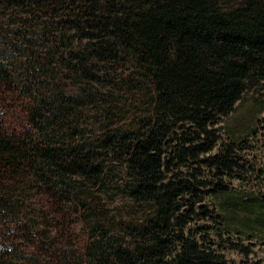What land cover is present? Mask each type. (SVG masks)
Instances as JSON below:
<instances>
[{"label":"trees","instance_id":"16d2710c","mask_svg":"<svg viewBox=\"0 0 264 264\" xmlns=\"http://www.w3.org/2000/svg\"><path fill=\"white\" fill-rule=\"evenodd\" d=\"M114 70L125 86L111 80ZM12 87H24L40 134H11L0 122V264L39 261L22 251L40 244L20 179L40 181L46 193L95 187L116 163L127 169L130 198L153 204L155 215L129 230L130 246L101 247L90 260L230 264L191 226L215 219L204 204L211 198L227 231L264 237V194L243 198L226 184L264 186V170L244 155L257 128L218 149L222 121L249 90H264V0H0V90ZM125 87L152 97L136 129L68 138L82 108L111 113L98 88Z\"/></svg>","mask_w":264,"mask_h":264},{"label":"rangeland","instance_id":"374dc122","mask_svg":"<svg viewBox=\"0 0 264 264\" xmlns=\"http://www.w3.org/2000/svg\"><path fill=\"white\" fill-rule=\"evenodd\" d=\"M32 64H27L26 68L30 69ZM123 77L124 72L111 71L110 78L116 81L117 87L120 84L125 86ZM62 83L65 85L71 82L64 79ZM103 90L105 89L98 88L96 92L105 96L104 101L101 102L106 103L107 108H111V113L98 112V105L82 108L74 123L77 128L74 130L76 133L69 129L68 138L75 136H82L85 139L96 138L109 127L116 130H134L140 120L147 118L152 111V97L147 89L126 92L125 87L124 94L108 90L103 93ZM107 92L110 95L107 96ZM97 104L100 102L97 101ZM30 105L24 87L1 89L2 126L15 135L40 134L39 129L29 121L34 108ZM252 127L257 128L258 140L251 143L252 149L244 155L255 157L264 170V90L262 89L249 90L239 103L237 111L222 121L220 126L222 139L218 149L234 141H244V136ZM208 175L207 172L206 177ZM24 180L20 179L22 182L20 186L24 187L22 195L28 207L26 215L39 228L32 230L31 233L38 238L40 245L31 248L25 247L24 244L22 251L25 256L37 254L38 264L90 262L100 264L90 258L99 257L102 252L101 247L109 250L111 246H130L129 230L144 226L155 215L153 204L136 203L130 198L127 192L130 180L123 164L110 165L102 182L95 187L73 183L75 186L72 189L60 188L46 193L40 181L35 180L32 183L30 179ZM231 182L226 184L230 189H237L240 197L244 198V193L251 191H256L257 195L264 194V186ZM12 185L14 184L9 185L6 181L2 184V186ZM217 203L215 198L204 203L208 205L211 216L215 219H199L191 226L204 228L212 242L208 245L215 244L230 264H264V237L248 238L235 231H227L225 224H220L221 220L216 217L215 208L219 209ZM233 244H239L240 249H233ZM46 256H50V259H46Z\"/></svg>","mask_w":264,"mask_h":264}]
</instances>
